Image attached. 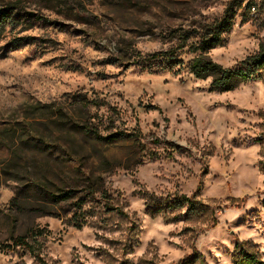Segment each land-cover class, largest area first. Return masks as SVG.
<instances>
[{
  "label": "rangeland",
  "instance_id": "rangeland-1",
  "mask_svg": "<svg viewBox=\"0 0 264 264\" xmlns=\"http://www.w3.org/2000/svg\"><path fill=\"white\" fill-rule=\"evenodd\" d=\"M5 11L0 264H178L195 253L235 264L243 242L264 259V79L217 91L190 72L193 47L228 12L233 28L210 57L234 69L258 53L264 0H0ZM169 50L173 59L150 57ZM59 109L69 124L54 119ZM83 126L138 141L103 143ZM70 189L69 201H54ZM102 192L117 211L104 209ZM145 194L195 196L210 209L154 217ZM81 197L79 229L70 219ZM35 233L44 261L7 247Z\"/></svg>",
  "mask_w": 264,
  "mask_h": 264
},
{
  "label": "trees",
  "instance_id": "trees-1",
  "mask_svg": "<svg viewBox=\"0 0 264 264\" xmlns=\"http://www.w3.org/2000/svg\"><path fill=\"white\" fill-rule=\"evenodd\" d=\"M254 4H249V9L254 7ZM9 17V12H3L0 14V31H4L6 25V19ZM233 28V14L228 12L221 19L216 21L215 23L208 24L206 32L201 35L200 42L193 47L192 52L195 54L194 58L190 63V72L197 79H211V85L214 90L217 91H231L236 89L239 85L247 82H251L254 80H262L264 79V47H261L260 51L254 55H251L244 59L237 68H226L221 64L213 61L210 57L209 52L211 49L224 45L225 43V34L228 33ZM189 38L188 32H184L181 34V46H186V41ZM172 51H159L151 54V58L153 59H173L174 54ZM53 105H45L39 109L50 110ZM58 115L54 119H58L62 124H69L71 122V118L68 116L69 114L64 113L62 109L58 110ZM19 125L24 126V129H28L30 127L31 122L28 123H19ZM16 131V129H14ZM83 130L86 134L92 135L97 140L103 143H114L121 139H132L136 138L135 141H138L137 136L138 133H130V132H113L110 134H102L99 129L93 130L89 127H84ZM129 133V134H128ZM36 140V144L40 147L44 148H53L54 146L47 144V142L42 138H34ZM30 142V141H29ZM162 143L168 144L166 148H172L173 144L170 142L161 141ZM173 149V148H172ZM151 152V151H150ZM170 153H168L169 155ZM160 156V151H152L149 154V158L155 159ZM88 188H90L91 193H95L96 190L92 187L94 186V178L91 174L88 176ZM75 193L74 189H70L69 191L62 192L60 194H54L53 199L57 203H63L70 200L72 195ZM105 198L104 209L107 212H115L118 210L113 204L112 200L107 199V192H102ZM110 198V196H109ZM145 198L147 199V204H149L151 208V213L154 217L163 216L167 219H174L172 214H175L178 210L185 209L184 213H180L179 215L190 217L196 216H204L207 211H209L210 206L203 202L202 200L197 199L195 196L188 197L187 195H181L174 200L172 199H158L153 196H149L145 194ZM88 202L87 198H80L75 206L77 210H75L70 221L79 229L83 228L88 220L86 218L87 211H84V206ZM171 213V214H170ZM52 215H59L53 214ZM178 215V217H180ZM81 217V218H80ZM175 217V216H174ZM176 217V218H178ZM37 233L32 235V239L26 235L18 236L13 238V246H7L12 250L21 249L24 253L30 254L32 257L36 258L38 261H44L41 256V250L37 246L38 240H36ZM247 243H238L236 246L235 253L233 255L235 264H264V259L260 256V253L253 250L254 248H247ZM178 264H207L206 260L203 258L201 254L195 253L191 257H185Z\"/></svg>",
  "mask_w": 264,
  "mask_h": 264
},
{
  "label": "built area",
  "instance_id": "built-area-1",
  "mask_svg": "<svg viewBox=\"0 0 264 264\" xmlns=\"http://www.w3.org/2000/svg\"><path fill=\"white\" fill-rule=\"evenodd\" d=\"M254 9H255V7H254Z\"/></svg>",
  "mask_w": 264,
  "mask_h": 264
}]
</instances>
